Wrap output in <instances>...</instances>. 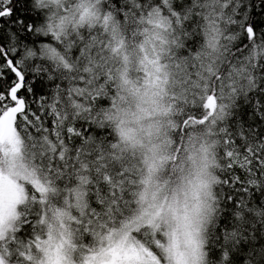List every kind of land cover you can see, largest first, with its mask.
Masks as SVG:
<instances>
[{
    "label": "snow or ice",
    "instance_id": "obj_1",
    "mask_svg": "<svg viewBox=\"0 0 264 264\" xmlns=\"http://www.w3.org/2000/svg\"><path fill=\"white\" fill-rule=\"evenodd\" d=\"M0 264H264V0H0Z\"/></svg>",
    "mask_w": 264,
    "mask_h": 264
}]
</instances>
